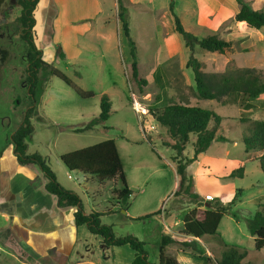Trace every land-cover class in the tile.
Listing matches in <instances>:
<instances>
[{"label": "rangeland", "instance_id": "rangeland-1", "mask_svg": "<svg viewBox=\"0 0 264 264\" xmlns=\"http://www.w3.org/2000/svg\"><path fill=\"white\" fill-rule=\"evenodd\" d=\"M104 1L108 23L104 26L96 25H99L98 32H101V35H97L94 30L91 35L93 37H87L92 46L83 50L80 60L72 59L68 62L60 59L53 65L83 92H91L94 96L83 98L61 79L43 76V82L38 88L39 106L32 118L34 133L28 141L29 153H39L45 157L62 182L59 171L61 166H66L60 162V155L110 139L115 140L127 184L132 191L128 204L119 203L115 198L114 191L122 188L120 181L99 182L95 177L69 171L73 178V181H68L72 189L70 191L80 196L86 214L103 213L102 223L112 226L116 236H134L145 242L150 262L157 264L161 237L167 233L165 229L170 228L169 234H178L183 229L185 214L200 204L175 196L178 178L173 159L176 152L168 146L173 141L168 131L156 123L149 111L162 109L173 103L209 108L223 118L218 133L226 138V141L213 142L201 167L198 163L189 166L188 172L196 182L195 192L203 195L212 193L213 196L208 195L211 199H222L225 204L233 202L239 190L241 195L231 205V214L225 215L217 234L206 236L202 240V245L198 246L201 254L193 256V264H216V259L221 258L224 250L221 241L247 252L242 264H264V249H255V242L247 225V220L251 219L262 205L258 201L264 198V173L259 163L263 153L258 149L247 151L242 140V135L250 128L252 122H264V94L252 99L230 97L223 104L200 99L193 71L189 70V77L178 59L167 61L163 49L167 34L159 27V11L157 14L141 11L138 6L132 5L130 0H124L129 24L131 23L130 36L135 43L132 46L122 32L121 24L118 29L115 5L117 1ZM257 4L259 9L264 10V0H259ZM157 6L162 8L163 2ZM143 9L146 8L142 7ZM175 13L178 16L177 12ZM18 16L17 0H9L0 14L2 141L5 135L11 134L10 130L3 129L4 118L15 119V116L21 115L22 111L25 113L27 109L25 84L21 81L25 78L26 70L25 46L17 30ZM197 37L202 38L200 35ZM181 41L185 45L182 36ZM244 42V51L236 56L238 64L243 67L237 66L254 68L264 77L262 34L254 30L246 36ZM171 46L172 55L180 49L179 43L174 40ZM62 53L63 51L59 55ZM194 56L203 62L204 71L207 73H222L234 63H229L232 58L231 51L221 55L196 47ZM135 60L139 69L137 80L132 76ZM104 94L110 96L113 104L109 121L96 130L69 132L66 127L82 126L100 113L101 96ZM19 100H22L20 107L17 105ZM136 104L145 112L137 110ZM195 141L196 136H191L184 151L185 158L194 156ZM236 142L238 146H235ZM232 167L233 172L242 167V177L225 178L221 175L220 172L228 171ZM232 190L235 195L229 198L228 194ZM208 196L201 197L205 205L198 208L199 218H202L208 208ZM147 216L149 217L138 220ZM1 239L0 264H45L35 255H28L26 249L23 248L24 251L18 245L7 243L5 248ZM92 240L93 249L98 254L102 250L114 249H106L104 245L103 248L96 246L95 242L102 240L97 236H93ZM177 248L182 250V247ZM208 251L213 255H208ZM121 252V264H129L135 252L129 247H123ZM71 262L74 263V259Z\"/></svg>", "mask_w": 264, "mask_h": 264}, {"label": "trees", "instance_id": "trees-1", "mask_svg": "<svg viewBox=\"0 0 264 264\" xmlns=\"http://www.w3.org/2000/svg\"><path fill=\"white\" fill-rule=\"evenodd\" d=\"M9 0H0V14ZM240 11L235 20L245 22L248 27L255 30L264 28V11H256L246 0H237ZM40 0H17L19 16L16 20L17 30L21 41L25 46L26 70L25 87L27 90V109L23 120L12 135L11 141L14 145L15 155L21 165L33 164L39 167L47 179L46 190L57 198L58 207L61 209L77 208L74 215L75 224L86 226L88 231L95 236L102 238L108 247H129L135 252L132 264H153L150 262L149 253L146 251V243L134 236L118 237L112 226L102 223L103 213L92 212L86 214L80 196L73 191L64 188L57 180L55 172L47 163L45 157L39 153H29L28 139L34 132L32 118L39 106L38 88L43 82L42 77H57L68 86L74 88L83 98L93 97L91 92H83L73 81L43 60V51L37 46L34 30L36 27L35 11ZM118 18L122 32L134 46L131 39V30L128 18V10L124 0H117ZM171 12L175 19L176 32L185 41L186 47L191 51V56L187 62V68L194 73L197 93L204 101H216L225 103L230 97L240 96L245 98H257L264 94V77L254 68H238L234 63L227 67L223 73H207L204 71V64L194 56L196 47L209 53L224 55L232 50V43L224 40L218 35H210L199 39L196 34L189 32L184 27L182 20L174 11V3H171ZM65 59V54L60 55ZM132 76L135 80L139 77L138 63H133ZM100 113L90 121L77 127H66L69 132L83 133L96 130L99 126L106 124L113 112V104L109 95L101 96ZM155 118L156 123L168 131L172 144L168 146L176 152L173 159L176 165L178 178V188L176 197H184L194 204H200L197 208L189 211L183 218V235L189 240H173L171 237L163 235L161 237L160 255L158 264H180L174 257L166 254V248L171 244H178L183 251H192L201 254L197 241L206 236H215L219 230L225 215L231 214V205L241 195V190L237 192L233 202L223 203L219 199L206 201L207 210L202 218L198 217V208L202 205V198L195 192L193 176L188 174V167L198 160L199 155L208 151L213 142L226 141V138L219 135L223 118L215 111L201 106H187L183 104H169L162 109H151L149 111ZM191 136H196L194 142V156L185 158L184 151ZM242 140L247 151L258 149L263 154L259 158L261 170L264 173V122L254 121L243 135ZM61 162L68 171L81 173L86 176L95 177L99 182L120 181L122 188L114 191L115 198L124 205L128 204L132 196L124 167L115 140L110 139L101 143L78 149L73 152L63 154ZM243 168L232 172L230 178L242 177ZM139 218L142 220L145 218ZM247 225L251 236L255 242V249H264V204L255 215L247 220ZM224 250L221 258L216 260V264H242L247 257L246 251H241L236 247L228 246L221 241Z\"/></svg>", "mask_w": 264, "mask_h": 264}, {"label": "crops", "instance_id": "crops-1", "mask_svg": "<svg viewBox=\"0 0 264 264\" xmlns=\"http://www.w3.org/2000/svg\"><path fill=\"white\" fill-rule=\"evenodd\" d=\"M130 1L132 5L138 6L141 11L151 14H157L159 11V27L164 29L167 34L163 43L167 61L178 59L181 67H185L187 76L191 77L189 74L191 69L187 68L191 51L181 41V35L176 32L175 19L171 12L172 2L174 3L175 12H177L187 31L200 35L201 39L210 35H218L224 40L231 42L232 58L229 63L234 61L236 67L241 66L238 64L236 56L242 54L244 51L243 45L247 42H244L246 36L255 29L249 28L245 22H237L235 20L240 11V5L237 0ZM246 1L252 5L254 10L264 11L259 9L257 4L259 0ZM160 2H163L162 8L157 6ZM115 5L118 17V3L116 2ZM141 6L146 9L142 10ZM35 19L34 34L36 44L43 51V60L52 65L61 59L59 55L61 51L65 54L66 58L64 60L66 61H72V59L80 60L83 50L92 46L87 37L91 36L94 30L100 36L101 32H98L99 25L102 24L104 26L108 23L104 0H40L35 11ZM97 24L99 25L96 26ZM119 27L120 21L118 18V29ZM257 31L262 34L264 41V28ZM173 40L179 43L180 49L176 54L172 55L170 52ZM21 81L24 83L25 78H22ZM24 88L26 89L25 86ZM21 104L22 100H19L17 105L20 107ZM24 114V111H22L21 115L15 116V119L5 117L2 124L3 129L10 130L11 134L5 135L3 141L2 138L0 139L1 244L5 248H7V243L14 246L18 245L22 250L26 249L28 255H35L45 264H121V254L123 253L121 250L123 247H111L114 249L102 250L98 254L93 249L94 244H92V237L95 235H92L86 226L78 227L75 224L74 215L77 208H59L57 198L46 190L47 179L39 167L33 164L21 165L18 162L11 138L22 122ZM31 137L28 141H30ZM235 146H238L237 142ZM207 157L205 152L199 155L195 163L201 164V167L204 163V158L206 159ZM246 160L248 161L249 159ZM233 168L220 173L227 178L232 174ZM59 172L63 181L61 182L55 173L58 182L67 190H72L68 181H73V178L68 169L61 166ZM194 183L196 185L195 180ZM176 186H178V183ZM197 194L204 198L206 195L213 196L212 193L203 195L199 192ZM215 195L220 196L219 194ZM228 195L229 198H232L235 193L232 190ZM178 198L186 199L184 197ZM258 202L264 204V198ZM165 230L167 231L165 235L173 240L190 241L192 239L183 235V229L176 235L169 234L170 228L168 227ZM203 239L197 241L198 246L202 245ZM4 241L6 242L4 243ZM95 243L96 246H101L102 248L105 246L108 249V246L103 244V240ZM177 247L178 244L169 245L166 248V254L176 258L180 264H193V256L200 255L192 251L179 250ZM208 255L212 256L213 254L208 251ZM134 258L135 254L129 264H132ZM72 259H74V263L71 262Z\"/></svg>", "mask_w": 264, "mask_h": 264}, {"label": "bare ground", "instance_id": "bare-ground-1", "mask_svg": "<svg viewBox=\"0 0 264 264\" xmlns=\"http://www.w3.org/2000/svg\"><path fill=\"white\" fill-rule=\"evenodd\" d=\"M136 109L139 110L140 112H145L144 109H142L138 104H136Z\"/></svg>", "mask_w": 264, "mask_h": 264}, {"label": "built area", "instance_id": "built-area-1", "mask_svg": "<svg viewBox=\"0 0 264 264\" xmlns=\"http://www.w3.org/2000/svg\"><path fill=\"white\" fill-rule=\"evenodd\" d=\"M211 198H212V197H209V196H208L207 201L213 200V199H211Z\"/></svg>", "mask_w": 264, "mask_h": 264}, {"label": "water", "instance_id": "water-1", "mask_svg": "<svg viewBox=\"0 0 264 264\" xmlns=\"http://www.w3.org/2000/svg\"><path fill=\"white\" fill-rule=\"evenodd\" d=\"M208 206V205H207Z\"/></svg>", "mask_w": 264, "mask_h": 264}]
</instances>
